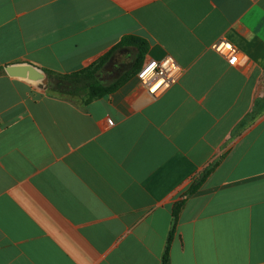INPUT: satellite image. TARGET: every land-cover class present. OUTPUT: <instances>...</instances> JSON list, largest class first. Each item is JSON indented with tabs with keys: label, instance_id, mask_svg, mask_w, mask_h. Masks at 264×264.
Returning <instances> with one entry per match:
<instances>
[{
	"label": "crops",
	"instance_id": "1",
	"mask_svg": "<svg viewBox=\"0 0 264 264\" xmlns=\"http://www.w3.org/2000/svg\"><path fill=\"white\" fill-rule=\"evenodd\" d=\"M126 36L180 79L85 104L5 72H78ZM0 69V264H163L183 200L166 264H264V0H0Z\"/></svg>",
	"mask_w": 264,
	"mask_h": 264
},
{
	"label": "trees",
	"instance_id": "2",
	"mask_svg": "<svg viewBox=\"0 0 264 264\" xmlns=\"http://www.w3.org/2000/svg\"><path fill=\"white\" fill-rule=\"evenodd\" d=\"M126 46H132L137 49V54L135 57V64H134L133 70L124 74L114 83L105 85L104 83L100 81L98 77L99 72L106 65V63L111 59L115 51L123 47H126ZM148 50H149V43L147 40L140 38V37H136V36H126L113 50H111L104 57L100 58V60L97 63L92 64L89 67L84 68L78 72H74L71 74L58 75L59 82L64 84L65 87H67V91L63 90L64 92L62 93L67 94V95H78L79 93L77 91L81 87L83 91H85L83 95V99H82V102L85 104H88L95 99L103 98L106 95L114 93L123 84H125L126 81H128L131 77L136 76L141 71L145 63V56ZM0 71H4V70L0 69ZM212 170L213 168L203 173V175H201V177L197 181H195L191 185V187L185 192V195L195 193L205 182V180L210 175ZM184 205H185V201L183 200V201L177 202L173 206V229L170 232V235L167 241V246H166L165 254L163 257V264H166L168 260L170 246H171V242H172L174 232L177 226V221H178L179 215Z\"/></svg>",
	"mask_w": 264,
	"mask_h": 264
},
{
	"label": "built area",
	"instance_id": "3",
	"mask_svg": "<svg viewBox=\"0 0 264 264\" xmlns=\"http://www.w3.org/2000/svg\"><path fill=\"white\" fill-rule=\"evenodd\" d=\"M214 50L225 57L230 64L239 59L238 49L229 41L222 39L213 45ZM183 69L172 56L157 60H148L138 73V78L147 91L154 97L161 95L182 76Z\"/></svg>",
	"mask_w": 264,
	"mask_h": 264
},
{
	"label": "rangeland",
	"instance_id": "4",
	"mask_svg": "<svg viewBox=\"0 0 264 264\" xmlns=\"http://www.w3.org/2000/svg\"><path fill=\"white\" fill-rule=\"evenodd\" d=\"M127 57L126 58H122V60L119 63V69H117V71L114 72L113 74L102 73L101 76H100L101 77V80L104 81V82H110L111 83L113 80L117 79L120 75H122L130 66H132L133 58L132 59H129ZM99 74H100V72H99ZM99 74H98V76H99ZM136 77L138 78V74L136 75ZM139 81H140V79H139ZM110 83H108V84H110ZM104 84L107 85L106 83H104ZM46 85H47V89L49 88V91H51L55 95L63 96V97H68V98H73V99H80L81 101L83 99V95H84V92H85L80 87L78 89V91H77L79 93L78 95H67V94L62 93L64 91H67V87H65L64 84H62V83L59 82L58 75L51 76L50 78L47 76ZM141 86L143 87V89L147 90L142 85V83H141Z\"/></svg>",
	"mask_w": 264,
	"mask_h": 264
},
{
	"label": "water",
	"instance_id": "5",
	"mask_svg": "<svg viewBox=\"0 0 264 264\" xmlns=\"http://www.w3.org/2000/svg\"><path fill=\"white\" fill-rule=\"evenodd\" d=\"M10 77L28 79L40 84V87L47 88V75L40 69L30 64H16L5 68Z\"/></svg>",
	"mask_w": 264,
	"mask_h": 264
}]
</instances>
